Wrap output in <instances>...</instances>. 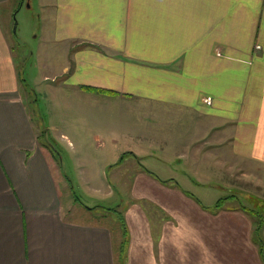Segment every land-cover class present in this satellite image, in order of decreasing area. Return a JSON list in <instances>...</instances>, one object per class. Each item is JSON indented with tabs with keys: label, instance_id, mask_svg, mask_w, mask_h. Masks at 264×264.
Listing matches in <instances>:
<instances>
[{
	"label": "crops",
	"instance_id": "crops-1",
	"mask_svg": "<svg viewBox=\"0 0 264 264\" xmlns=\"http://www.w3.org/2000/svg\"><path fill=\"white\" fill-rule=\"evenodd\" d=\"M10 4L0 0V264H118L114 234L105 223L87 220L94 211L83 207L75 188L115 187L113 180L132 176L118 170L106 175L111 164L94 173L89 163L77 168L75 185L71 175L56 171L58 154L43 142V132L45 137L50 132L42 124L46 114L35 92L55 91L43 106L51 108L50 117L55 118V110L59 118H68L69 136L58 134V141L71 156L85 153L87 142L80 134L90 131L84 124L77 127V117L63 111L73 110L71 102L63 101L70 96L69 87L55 89L65 82L69 89L84 90L108 104L135 102L141 120L137 133L149 141L139 147L169 163L174 156L188 162L178 167L186 172L184 183L173 176L171 165L166 170L160 164L134 166L130 186L135 195L172 219L161 221L156 237L146 214L137 212L133 216L140 220L130 225L126 211L128 264H264L259 245L251 246L254 239H247L248 226L238 217L245 212L237 209L222 221L226 210L209 211L184 189L207 182L199 173L200 156H213L214 165L230 174L238 156L246 164L264 162V0H46L44 17L51 22L44 30L52 26L53 31L33 53L36 87L29 85L31 73L25 71L29 56L25 63L17 61L24 52L15 53L22 44L12 31ZM218 49L225 56H218ZM254 56L252 66L241 65ZM57 75L66 79L59 84L45 80ZM221 122L234 124L221 130ZM121 163L130 161L123 157ZM95 206L105 208L98 202L86 204ZM199 216L206 222L212 217L204 239L197 235ZM188 243L205 250L201 260L189 259L194 254Z\"/></svg>",
	"mask_w": 264,
	"mask_h": 264
},
{
	"label": "rangeland",
	"instance_id": "rangeland-1",
	"mask_svg": "<svg viewBox=\"0 0 264 264\" xmlns=\"http://www.w3.org/2000/svg\"><path fill=\"white\" fill-rule=\"evenodd\" d=\"M44 2H46V0H44L43 2L42 0H27L26 2L24 0H11L12 4H10V11L14 12L15 15L13 19L14 21L12 23V31L15 32V38L19 42L18 45L22 44L21 47L18 46V49H16L15 53H19L21 51L24 52V55L17 54V61H23L25 63V55L29 56V61L27 60L28 65L26 66L25 71L26 73H31V77L27 78L29 82H27L32 87H36L35 83L39 81V78H37L36 68L37 60L33 53L38 52L42 39L45 37H49L50 32L53 31L52 26H47L44 30V26L51 22H47V19H45L44 17L48 8L43 5ZM12 15L13 14H11V16ZM260 49L261 45L257 44V50ZM218 51V56H225L221 49H218ZM254 59L255 56L244 60L246 64L243 62V60L239 61L243 62L241 64L242 66H252ZM65 79L66 75H57L56 77H52L50 79L48 78L45 80H48L51 84H59ZM66 87L70 88V86H68L65 82L60 88L58 87L55 89L65 90ZM69 88L68 91L70 96L64 98L63 101L67 102V105H69V103L71 102L70 106L73 107V110L69 108L62 109L63 111L66 110L67 115L71 116L72 113L75 117H77L76 121H79L77 127H80L81 124H84L90 130L87 132H82V134H80V138H84L83 143H85V140L87 142L86 144L82 145V151H84L85 153H75L74 156H71L72 153L66 151V149L64 148V144H61L58 141V134H62V137H64L63 135L69 136L68 129L71 128V125L67 124V117H65L66 119H63L62 117L59 118L57 112L53 110L54 108L52 109V113L55 118L50 117V115L48 114V110H50L51 108L49 106H43V102L45 101V99L53 100L55 98V91H53V89L50 90L47 88H45L43 92L45 96H43V94L40 92H35V97L39 98L38 103H40V105L42 106V113L46 114L45 117H42V119L44 120L42 124L47 125V133L50 132L48 134V137H45V132H43V142L53 147L52 149L58 154V157L56 158L57 162L55 164L56 171L60 172L59 170H63V175H71V177L73 178V183L75 185H79L78 179L76 178V172H79L77 171V168L82 169L83 165L89 163L94 165V173H100L97 169H100L101 172H105V169L103 170L102 166L106 168L108 164H111L107 166L106 175L108 173H111L113 170H118L121 175L127 174V176H132L128 178L123 177V179L120 181L113 180L115 183V187L111 186L110 188H86L85 186H83L82 188H78V186H76L75 188V195L78 196V199L80 201H83V207L87 210L93 209L92 211H94L92 215H89L92 217L87 218V220H97L98 222H103L105 223V225L109 226L111 232L115 237V254L117 262L118 264H128V255L127 253L124 254L125 249L124 251H121V244L125 245V248L126 245H129V235H127V237L125 238L123 227L124 223L123 219H121V216H124V219H126V211L128 210V214H130L129 223L131 225V222H137L140 220L137 218V216H133L137 212L146 214L152 222L154 236L156 237L159 232L158 230L162 225L161 221H168L172 219L168 213L158 210L154 203H152L149 199L140 198L141 196L138 195L137 197L135 195L134 188L130 186L133 179L134 166H137V164H140L141 162L143 163V165H146V167H150L154 164H160L162 166H165L164 168L160 167L161 170H166V166L168 165L167 167H170L169 165H171L173 171L175 172V175L173 176L176 177L180 182L184 183V174L186 172L178 171V167H182L183 165H185V162H188L184 159H181L182 162H178L177 157L174 156L170 158L169 163L168 160L165 161L163 159V156L149 154L148 151L145 150V148L139 147L141 146L140 144H145L149 141L147 139V135H138L137 133L139 132L138 127H140L141 120L138 118L137 110L134 108L135 102L131 103L132 105L124 104V106L122 104H117L114 101H110V103L108 104L106 101L101 100L98 97L91 96V94L86 93V91L84 90H73ZM63 93L65 94L66 92L63 91ZM103 93H108V91L104 90ZM113 94L116 96L117 92L114 91ZM60 97V95L56 96L57 99ZM208 98L206 100L211 103L213 101L212 97ZM52 104L55 105V102H53ZM145 115H147L146 112H144V116ZM161 115L165 114L161 112ZM48 117L50 118V121L48 120ZM83 117H87L89 121L90 119H93V121L85 124L82 121ZM242 117L244 116H238L237 118ZM224 124V122H221V124L219 125L222 126L220 127L221 130L229 128L234 123L227 126H225ZM232 129L236 131V128ZM82 135L87 137H82ZM224 140L225 138L223 137L220 139L221 142ZM89 149L92 151V153H86V151ZM197 151H199V149ZM144 152L145 154H143ZM123 153H126V156H124ZM123 157H126V159L130 161V165H122L121 160ZM200 158H202V160L197 163V165H200L201 167L199 173L205 175V177L207 178V182L195 187L187 186V188L186 186H184V189L194 193L200 200H202H199L197 202L200 203L203 207H208L210 210L211 208L218 206V200L221 199L224 203L223 207L216 212L218 213L221 210L227 211L226 215L222 214V221L226 220L225 216H227L228 213L230 214L233 211L237 212V209L245 212L238 213V217L241 219L242 225L248 226L250 234L247 239H252L253 237L254 241H261L264 244V162H257V160H255V162L252 164H246V159L238 156V160L235 162L232 161L231 163L230 168L232 178L230 179L231 174L227 172L225 168L221 167L219 169L218 167H216V165H214L215 158H213V156L205 155L203 157L200 156ZM216 158H221V156H217ZM261 158L262 156L258 157V159ZM71 159L76 164H73L71 162ZM74 179H76V181ZM113 181H111V183ZM185 182L192 183L190 180H186ZM69 188L73 189L72 187ZM97 202L98 204L105 206V208H101L99 206H95L93 208L86 207V204L92 205V203ZM232 207L236 208L231 209ZM111 208L118 209V212H116L115 209L110 210ZM81 209L83 208L81 207ZM84 212L85 214H88L87 211ZM211 221L212 217L211 219H207L208 223ZM207 222L200 216L196 220L195 225L197 226V235L200 239L206 238V231L204 228L206 227ZM230 222L234 225V218L230 220ZM225 224L226 223H223V225ZM260 225L263 226L261 229H258ZM236 236L238 237V234ZM126 239H128V243L127 241H125ZM221 240L223 241V236ZM253 245L254 248H257L255 242L251 246ZM188 246V249L193 248L194 254V256H189V259L193 261H195L196 259L201 260L205 250L201 248L197 243H188ZM259 247H261V245L258 246V249ZM216 252L217 254H219L218 251ZM212 258L213 257L211 256L209 258L205 257L204 262L209 263ZM217 259L219 260L218 256Z\"/></svg>",
	"mask_w": 264,
	"mask_h": 264
},
{
	"label": "trees",
	"instance_id": "trees-1",
	"mask_svg": "<svg viewBox=\"0 0 264 264\" xmlns=\"http://www.w3.org/2000/svg\"><path fill=\"white\" fill-rule=\"evenodd\" d=\"M106 91H108V93H111V94H113V92H114L113 90H106ZM223 204H224L223 201L221 199H219L218 203H217L218 206L214 207L215 208L214 210H213V208L210 210L208 207H205V206H204V208L209 210V211L216 212V211H219L223 207ZM114 209L116 210V212H118V209H116V208H111L110 210H114ZM231 209H234V207H232ZM118 216H119V213H118ZM121 219H123L124 236L126 238L127 235H129V228H128L126 219H124V216H121ZM262 226L260 225L258 229H261ZM128 239H129V237H128ZM128 239L125 240V241H127V243H128ZM254 242L256 244H258L259 246L261 245V247H259V254H260V258L264 261V244L261 241H259V242L254 241ZM124 249H125V245L121 244V251H124Z\"/></svg>",
	"mask_w": 264,
	"mask_h": 264
},
{
	"label": "bare ground",
	"instance_id": "bare-ground-1",
	"mask_svg": "<svg viewBox=\"0 0 264 264\" xmlns=\"http://www.w3.org/2000/svg\"><path fill=\"white\" fill-rule=\"evenodd\" d=\"M209 99V98H208Z\"/></svg>",
	"mask_w": 264,
	"mask_h": 264
},
{
	"label": "flooded vegetation",
	"instance_id": "flooded-vegetation-1",
	"mask_svg": "<svg viewBox=\"0 0 264 264\" xmlns=\"http://www.w3.org/2000/svg\"><path fill=\"white\" fill-rule=\"evenodd\" d=\"M25 1V0H24Z\"/></svg>",
	"mask_w": 264,
	"mask_h": 264
},
{
	"label": "water",
	"instance_id": "water-1",
	"mask_svg": "<svg viewBox=\"0 0 264 264\" xmlns=\"http://www.w3.org/2000/svg\"><path fill=\"white\" fill-rule=\"evenodd\" d=\"M17 22V21H16Z\"/></svg>",
	"mask_w": 264,
	"mask_h": 264
}]
</instances>
